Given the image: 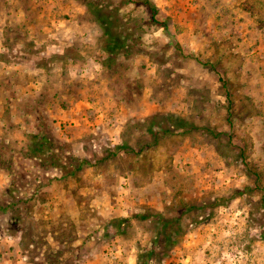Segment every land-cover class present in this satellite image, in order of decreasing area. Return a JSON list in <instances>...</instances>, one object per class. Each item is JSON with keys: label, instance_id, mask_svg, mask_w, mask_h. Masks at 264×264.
Masks as SVG:
<instances>
[{"label": "rangeland", "instance_id": "rangeland-1", "mask_svg": "<svg viewBox=\"0 0 264 264\" xmlns=\"http://www.w3.org/2000/svg\"><path fill=\"white\" fill-rule=\"evenodd\" d=\"M150 1L0 0V264H264V0Z\"/></svg>", "mask_w": 264, "mask_h": 264}, {"label": "trees", "instance_id": "trees-1", "mask_svg": "<svg viewBox=\"0 0 264 264\" xmlns=\"http://www.w3.org/2000/svg\"><path fill=\"white\" fill-rule=\"evenodd\" d=\"M143 3L146 5L147 9L150 12L151 20L156 21V14L158 12V8L156 7V5L150 0H143ZM33 136L35 138L43 139L42 145L36 147L34 149L35 150L34 152L42 153L41 156H43V158L41 160H43V163L50 162L51 164L62 166L64 175L74 174L76 170H79L83 167L84 163L89 162L87 158H80L79 156H76L72 153L68 155H64V152L67 153V151H69L66 143L56 141L54 138L48 137L45 134L36 133ZM116 147L120 148L121 145H117ZM235 192L237 193L238 191L236 190ZM175 206L178 205L176 204ZM195 207H196L195 205H189L188 207H186V209L188 208L187 210H192ZM153 215H151L153 217L151 221H155L157 223H161L163 221L167 222L166 228L160 232H157V235L155 237L156 239L153 241L152 244L153 247L151 246V250L153 252L152 254L157 255L159 250H157L155 246L156 244L162 245L163 240L165 238L170 240L172 244H175L177 242L178 240L177 237L180 234L178 228H180L181 218L171 217L165 219L164 213L162 211H156ZM148 216L149 215L147 213H142L138 215V217L144 220L148 219L149 218ZM160 236L161 238H159ZM142 264H146V261L144 260Z\"/></svg>", "mask_w": 264, "mask_h": 264}, {"label": "crops", "instance_id": "crops-1", "mask_svg": "<svg viewBox=\"0 0 264 264\" xmlns=\"http://www.w3.org/2000/svg\"><path fill=\"white\" fill-rule=\"evenodd\" d=\"M2 50H3V45L1 44L0 45V52H2ZM0 63H2L1 60H0ZM0 89H1V87H0ZM10 99H12V101L14 100V98H10ZM7 104L8 103H6V105H5V103L0 102V114H2V112H3L4 109H8ZM8 106L9 107L11 106V103L10 102H9Z\"/></svg>", "mask_w": 264, "mask_h": 264}]
</instances>
